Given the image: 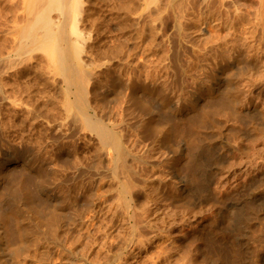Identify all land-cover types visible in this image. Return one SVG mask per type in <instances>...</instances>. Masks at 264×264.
I'll return each mask as SVG.
<instances>
[{
	"label": "rangeland",
	"instance_id": "1",
	"mask_svg": "<svg viewBox=\"0 0 264 264\" xmlns=\"http://www.w3.org/2000/svg\"><path fill=\"white\" fill-rule=\"evenodd\" d=\"M26 1L0 0V264H264V0H180L179 29L169 0H79L71 63L123 160L18 53Z\"/></svg>",
	"mask_w": 264,
	"mask_h": 264
},
{
	"label": "bare ground",
	"instance_id": "2",
	"mask_svg": "<svg viewBox=\"0 0 264 264\" xmlns=\"http://www.w3.org/2000/svg\"><path fill=\"white\" fill-rule=\"evenodd\" d=\"M129 5L123 4L120 8L124 11H129V8L132 6L131 5L129 7ZM181 9L182 8H181L180 0H169L168 1L166 10L169 13L167 14L172 15L171 17L173 18L174 26L178 29L179 27H181L179 25L180 22H178V19L180 18L178 14H179V11H181ZM79 11H80V1L79 0H27L23 8V12H25L26 19L24 21L25 22L24 25L19 30L20 41L19 43L17 42L18 43L17 51L18 53H20L19 51L23 53L26 49L29 50L31 48V50H33L35 48V49L43 50L46 53V55L48 56L47 58L49 62H51L52 64L50 65L55 67L57 73L61 76L62 80L64 81V84L67 87V92L65 94L70 93L69 91L71 90L74 91L73 99H70L71 97L69 95L66 96V98L68 99L67 101V108H68L67 113H69L68 118L72 122H76L80 120L84 122L85 125L97 136L98 142L101 147H105L106 149L110 148L113 152V156L115 157L114 158L115 160L116 159L123 160L125 153L123 152L121 143L119 142L118 138L115 136V133L111 131L110 129H107L105 126L99 124L97 121L93 120V117L87 116L86 114L87 110L85 109L86 103L84 100L85 98L84 93L86 91L85 84L87 81V76H86V72H84L78 65L75 66L74 64L71 63L72 59L80 54V46H79V43L70 36V33L67 30V26L69 25L68 24L69 20H71L72 21L71 23H73L72 27L75 25L72 29L74 30V33H76V23H74L75 22L74 20H76V17L74 16H76V14H78ZM52 13H55L56 17H53ZM83 94H84V98H83ZM194 170L192 171L194 172ZM8 176H10V174ZM22 195L24 197L26 196L25 193ZM41 213H43V211ZM9 214L11 213L9 212L8 214H5V213L0 212V227L1 226L6 227L7 225H10V220H9L10 215ZM43 214H42V217L45 216ZM11 216H12V220L13 219L16 220L17 213L12 212ZM42 222L45 224L46 221H43V218H42ZM13 223H15V221ZM57 223L56 224L51 223L52 225L47 224L48 228L46 224H45L46 227L44 226V224L41 225V226H44L43 228H45V230L47 228V230L41 233V238H39L40 240H38V238L36 239L39 242L44 243V244L50 243V244L60 246L62 244V243L60 244L58 240L60 225ZM4 229L3 231H7ZM20 231L19 230L18 232L15 231L13 235H16V238L19 237L20 235H22L20 234ZM22 232L24 234V231ZM13 235L11 237H13ZM25 235H26V232H25ZM9 237L10 235L8 232V233H5V238L3 239H7ZM12 242L13 241H11V243ZM36 242L34 241L33 243L35 244ZM38 244L39 243L37 242V246ZM33 245L31 244V246ZM33 247L38 249L36 245H34ZM16 250L18 252L17 248L15 249V251Z\"/></svg>",
	"mask_w": 264,
	"mask_h": 264
}]
</instances>
